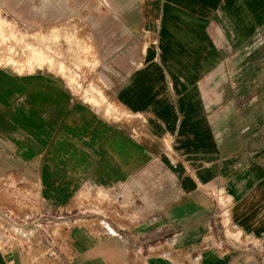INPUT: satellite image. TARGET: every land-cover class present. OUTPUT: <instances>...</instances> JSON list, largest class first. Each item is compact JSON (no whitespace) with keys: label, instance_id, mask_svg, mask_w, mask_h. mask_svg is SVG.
I'll use <instances>...</instances> for the list:
<instances>
[{"label":"crops","instance_id":"1","mask_svg":"<svg viewBox=\"0 0 264 264\" xmlns=\"http://www.w3.org/2000/svg\"><path fill=\"white\" fill-rule=\"evenodd\" d=\"M43 6L0 0L19 27L62 23L50 0ZM136 12V39L101 59L138 63L106 74L100 105L48 70L0 68V264H19L16 242L2 241L12 237L2 222L18 221V189L42 190L51 210L85 190L115 196L151 182V211L135 220L109 214L103 242L42 264H100L103 254L104 264H178L211 245L218 264L222 255L264 264V118L227 83L264 66V0H153Z\"/></svg>","mask_w":264,"mask_h":264},{"label":"rangeland","instance_id":"2","mask_svg":"<svg viewBox=\"0 0 264 264\" xmlns=\"http://www.w3.org/2000/svg\"><path fill=\"white\" fill-rule=\"evenodd\" d=\"M50 1L52 10L61 12L65 4L69 9L65 14L55 12V20L60 19L62 22L59 25L52 22L48 27L39 23L41 26L36 28H23L19 27L22 24V19L17 18L19 14L0 11V18L3 20L2 30L0 29V68L19 75L41 69L48 70L59 76L81 99L100 105L101 101L106 100L103 92L106 74H111V71L127 72L138 63L135 61L129 65V62L101 59L105 56V48H111L114 44L115 49L120 48L121 40L125 37L136 39V34L133 37L129 31L132 24L138 23L139 14L136 11L140 6L152 4L153 0ZM47 2L49 0H35V5L38 8L42 6L40 10H47V7L43 6L47 5ZM35 15L38 18L42 13ZM106 43H109V46ZM38 51H45L51 58H56L54 65L50 66L47 62L34 58ZM11 57L16 60V65L13 62L6 63ZM22 65L24 69H21ZM257 73L256 78L248 75L227 78L230 79L227 83L240 86L236 97L239 96L243 103L247 100V104L252 99V105L257 107L256 115L264 118V66ZM227 77L231 76L227 73ZM255 84L256 97L255 92L253 93ZM246 109H249V105ZM116 111L114 119L119 120L120 116ZM243 116L245 118V114ZM151 183L144 188L126 186L115 196H109L101 190H85L80 193L77 203L73 201L71 206L51 210L44 204L42 190L18 189L12 193V197L14 195L16 199L18 221L12 225L2 222V229H9L12 234V237H2V241L11 238V241L16 242L15 250L19 264H42L47 258L57 259L59 251H68L70 246L76 248L74 250H83L91 243L105 240L102 230L109 225L108 218L106 219L109 214H116L120 218L130 213V219L135 220L151 211L154 207ZM1 199L3 206L10 201L7 195H2ZM26 217L28 225L25 228ZM210 249L206 250L209 253L205 254L202 248L186 254L187 257L184 256L178 264H209L211 259V264H218L220 256L217 253V245H211ZM102 256L100 264L105 263V254ZM220 264L237 263L222 255Z\"/></svg>","mask_w":264,"mask_h":264},{"label":"bare ground","instance_id":"3","mask_svg":"<svg viewBox=\"0 0 264 264\" xmlns=\"http://www.w3.org/2000/svg\"><path fill=\"white\" fill-rule=\"evenodd\" d=\"M149 10V9H148ZM2 30V29H1ZM47 31V30H46ZM148 31V30H147ZM147 33V32H146ZM150 35V34H149ZM84 41V40H83ZM86 44V43H85ZM145 45H147V44H145ZM157 47H158V45H157ZM145 49H146V47H145ZM144 51V50H143ZM70 54V53H69ZM144 54V53H143ZM52 55V54H51ZM145 56V55H144ZM34 58H36V59H38L39 61L41 60V61H45V62H47L50 66H53L54 65V59H56V58H54V57H52L51 58V56H48V53L46 54V52L45 51H38V52H36L35 54H34V56H33ZM32 57V58H33ZM12 59H8L7 60V63H11V62H16V60L14 61L13 59H14V57H11ZM4 59V58H3ZM141 63V62H140ZM1 64V63H0ZM15 65H16V63H14ZM140 65V64H139ZM58 68H60V67H58ZM20 69V68H19ZM21 69H24L23 68V65H22V68ZM27 69V68H26ZM73 79V78H72Z\"/></svg>","mask_w":264,"mask_h":264}]
</instances>
